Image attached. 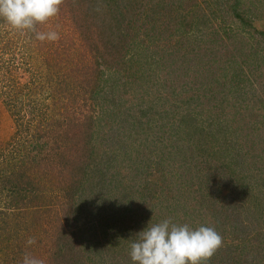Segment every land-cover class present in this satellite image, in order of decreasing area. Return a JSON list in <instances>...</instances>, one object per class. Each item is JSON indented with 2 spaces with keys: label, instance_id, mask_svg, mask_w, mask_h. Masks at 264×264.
<instances>
[{
  "label": "rangeland",
  "instance_id": "1",
  "mask_svg": "<svg viewBox=\"0 0 264 264\" xmlns=\"http://www.w3.org/2000/svg\"><path fill=\"white\" fill-rule=\"evenodd\" d=\"M80 1L65 0L70 7L62 5L58 16L39 26L41 31H58L60 39L55 42H41L33 33L22 34L0 18V264H22L25 253L42 259L44 264L60 261L57 241L62 226L78 231L82 256L86 257L82 264H133L130 244L137 234L149 223L166 218L194 229L200 225L214 227L223 237V247L213 255L216 259H210L213 264L221 260V264H264V142L260 139L264 125L259 132L255 130L248 145L238 144L241 156L230 153L232 145L238 143L235 131L210 140L212 144L205 132L194 133L200 140L198 150L208 145L204 154L215 151L212 164L227 169L226 174L208 170L207 176L198 177L199 183L197 177L185 179L175 173L164 198L154 199L152 193L138 189L141 180L137 178L148 160L161 152L164 133L174 128L173 124L167 128L166 123L180 122L186 111L197 114L204 104L219 101L227 89L222 71L231 78L233 70L247 62L235 79L242 77L240 92L246 97L245 105L253 108L243 109L242 115L239 106L231 111H237L250 129L255 124L248 114L255 120L264 114V45L257 51L259 46L261 49L257 37L264 30V0H240L242 19L225 9L227 0H118L122 6L117 11L127 13L134 26L129 33L127 57L135 56V67L143 65V72L141 79L125 86L121 80L118 83L116 73L107 70L106 80L93 98L81 86L86 85L82 66L94 64L96 56L101 55L91 46L99 35L93 28L89 33L93 38H84L82 27L87 18ZM182 35L189 43L182 50L172 51L173 40ZM188 47H193L190 56L197 55L193 61L198 64L197 77H202L195 81H204L205 85L191 82L190 68L184 69L190 77L185 74L183 78L166 64L167 56L180 54ZM58 73L71 78L72 99L55 98ZM209 85L212 89L206 91ZM186 89L193 99L186 96ZM35 107L48 117L38 115L32 110ZM89 117L97 124L98 152L95 156L87 153L92 166L79 172V158L85 152L79 149L82 142L77 135ZM70 119L77 120L79 126L72 125ZM22 121L43 126L39 128L45 146L37 152L39 162L34 167L29 147H19L18 140L31 133L26 140H32L36 129H25ZM228 128L234 130L230 123ZM133 136L139 144L132 141L131 152L126 143ZM244 136L241 131L240 140ZM117 147H121L123 156L119 157L118 149L114 151ZM22 153L27 156L22 168L29 177L34 175L37 184L34 191L38 195L27 204L31 212L24 209L28 207L25 204L19 208L11 205L12 196L3 186L5 176L20 165L16 163ZM118 160L116 170L112 165ZM227 160L232 162L229 167L225 165ZM204 164L206 169L209 165ZM202 180L208 181L207 197L201 194ZM172 194L180 204L169 200ZM33 205L39 208L33 209ZM71 205L77 208V218L66 220L64 213ZM114 220L117 228L122 226L118 231L104 229L103 222ZM109 234L114 235L113 242H108ZM29 238H35L36 243L28 245ZM230 245H245L244 254L239 247L241 254L228 258Z\"/></svg>",
  "mask_w": 264,
  "mask_h": 264
},
{
  "label": "trees",
  "instance_id": "2",
  "mask_svg": "<svg viewBox=\"0 0 264 264\" xmlns=\"http://www.w3.org/2000/svg\"><path fill=\"white\" fill-rule=\"evenodd\" d=\"M80 1L82 6H84V17L87 18V22L84 20L83 27L82 24L79 26L82 27V33L84 34V38L87 36V40H91L93 37L89 34L90 31L94 28L98 32L99 39L97 40L96 44H92L95 47L96 50L100 52L101 55L96 56V60L94 61V64L86 63V65L82 66L85 69V81L86 85H82V87H85L87 92L89 93L88 96L95 97L94 94L98 93L100 91V88L102 87V82H104L106 79L104 78V75L107 70H111V72L116 73L118 77V83L121 80L122 84H132L133 80L141 79V73L143 72L144 66L135 67L137 63H134L135 56L129 55L127 57L128 49H129V42L130 37L129 33L130 30L134 27L133 22L128 19V15L125 12L117 11L121 9V6L118 0H82ZM240 0H227L226 3H224L225 9H230L232 12H234V16L242 19V14L239 11V4ZM70 3H64V6H69ZM122 4V3H121ZM62 6V5H61ZM129 21V22H128ZM243 24V23H242ZM247 24V23H246ZM2 24H0L1 26ZM241 25V24H240ZM94 26V27H93ZM85 28V29H84ZM162 33H165V30H162ZM88 34V35H87ZM260 38L257 37V40L261 44L257 48V51L260 52L262 50L264 42L263 38L261 36H264V30H261ZM85 39V40H86ZM252 39V37L250 38ZM91 42V41H90ZM189 43V42H188ZM185 42L183 35L179 37L176 40H173V46L172 51H179L182 50L185 45L188 44ZM254 46V44H253ZM192 48H186L183 52H179L180 54H170L167 56V65L170 68V70H175L177 73L181 74L183 78L185 77V74L190 77V75L187 72H184L185 68H190V70L193 72V76L191 77V82H194L196 84L205 85L204 81H195V78L197 75H199V71L197 72L196 66L198 64L197 61H193V58H196L197 55L190 56L189 54L192 52ZM185 52H189L188 54ZM256 53V52H255ZM254 56L255 54L252 53ZM253 61V60H252ZM211 62V61H210ZM254 63V62H253ZM243 64H247L243 63ZM243 64H238L239 66L233 70L231 78L227 76L223 71L224 74V85L226 86V90L224 91L223 95L219 99L218 102L212 103L209 102L208 104H204L202 106V111L200 113L195 114L194 112H191V110L186 111L182 117L180 122L176 121L168 122L165 125H167V128H169L172 124L174 125L173 129L168 130L167 133H164L165 136L161 138V141L163 143V147L161 148V152H159L155 157H151L147 162V167H145V170H142L140 174L137 175V178L140 181L138 183V189H144L147 194L152 193L151 199L154 198H164L165 196V189L169 185L168 183L171 180V177L173 174L175 176H185V179L189 178H198L203 177L204 174H209L208 170L213 171L215 173H219L221 171H224L226 174V170L221 169L216 164H212V157L215 153V151H209L206 155L204 154L206 151V148L208 145H204L206 148H201L198 150L197 145H199L200 140L195 138L196 131L201 130L202 132H205L208 137L209 141L212 142L214 140H218L221 138L223 133L227 131H235L233 132L236 134L237 142L236 144H233L230 153H233L235 155L241 156V150L240 146L248 145L252 141L253 135H255V132H259L258 130H262V125H264V114L259 115L258 119H254L251 117V113L248 114V117L253 122L254 127L253 129H250L249 124L242 123V118L239 117V114L236 112H232L231 109H235L239 106L241 115L243 114V111L247 108L252 109V106H248V104L245 105V95L241 94L240 89V83L242 80V77L240 76L239 81L235 79V77L239 76L238 72L241 71L243 73L242 66ZM254 70V69H253ZM217 73L219 75L220 71L218 70ZM248 73V72H247ZM58 83L56 81V84L54 85L56 89L53 91L54 96L56 99H62L66 97L68 100V97L71 98V96H74V93H69L70 91V82L72 83L71 78L67 79L65 73H58ZM180 77V78H182ZM198 79H202L201 76L197 77ZM230 79V80H228ZM55 80V79H54ZM42 83V82H41ZM249 83V81H248ZM65 85V87L63 86ZM222 84V81H221ZM74 89H75V83ZM126 86V85H125ZM36 87V86H35ZM212 86L209 85L206 88V91H211ZM186 96H190L191 99L194 98L192 94L189 95L188 90L186 89ZM244 109V110H243ZM35 110L38 115H41L42 117H48L47 114H43L41 110H39L37 107L32 109ZM201 116V117H200ZM72 122V125L79 126L77 120L70 119ZM25 123V129H29L33 131V129H36L34 138L32 140H28L30 143H27L26 140L29 138V136L32 134H29L27 136L21 137L18 140V143L20 144L19 147L23 148V146L29 147L28 151L32 153V156L30 157L31 164L36 166V164L39 162L37 160L38 153L42 152V148H44L45 144L41 142L42 140V132L39 127H43L41 124L39 126L32 125L31 121H22ZM236 122V123H235ZM229 123L231 126H233V129L228 128ZM83 128L80 129L79 135L81 145L79 146V149H82L85 153L84 156L80 155L79 162L80 169L79 172H83L86 170V168L91 165V163H88L87 160V153L88 155L91 154L92 156L97 154L98 150L95 149V143H96V132L98 131V128H96L97 124L93 120L92 117H89L85 120V123H83ZM145 129H147L146 124ZM100 126V125H99ZM249 126V127H248ZM256 130V131H255ZM241 131L245 134L244 138L240 140V133ZM33 135V134H32ZM83 137H82V136ZM74 136V135H73ZM134 138L130 139V142H127L126 144L129 147V150L131 152L134 150V147L132 146V141L136 144H139L138 141L135 139L136 136H133ZM206 137V136H205ZM248 137V138H246ZM264 140V135L262 136ZM250 139V141L248 140ZM261 139V143L264 141ZM210 141V142H211ZM211 142V144H212ZM249 142V143H248ZM27 143V144H26ZM248 143V144H247ZM30 145V146H29ZM127 147V148H128ZM78 149V148H77ZM118 149L119 157L123 156V152L121 153V147H117L114 151L116 152ZM40 150V152H38ZM228 150V148H227ZM38 152V153H37ZM152 152V151H151ZM219 152V151H218ZM86 155V156H85ZM81 156L84 159H81ZM20 160L16 163L15 170H12V172L9 173V175L5 176L4 180V188L8 189L9 195H11L10 204L16 205L17 208L22 207L23 204L26 206L27 204H30V200L32 198L37 197L38 193L34 190L37 188L36 179L33 176L27 175V173L23 170V165L25 164L27 160V156L22 153L19 155ZM14 158V157H12ZM9 158L14 161V159ZM210 158V159H208ZM81 159V161H80ZM75 160V159H74ZM210 160V161H209ZM219 159L218 161H220ZM223 160V159H222ZM262 160V159H261ZM192 161L195 162L194 165L192 164ZM119 160L117 163H113L112 166L116 170H118L117 165H119ZM209 165L205 169V164ZM220 163V162H219ZM232 162L230 160H227L225 162L226 166H230ZM92 166V165H91ZM185 169V170H184ZM181 170V171H180ZM176 171H180L181 174H177ZM119 172V171H118ZM121 174V172H119ZM170 174V175H169ZM206 174V176H207ZM200 175V176H199ZM28 177V178H26ZM199 181V178H198ZM79 182V181H78ZM207 182L202 180V183L204 184L203 189L201 191V194L204 197L208 196V193L206 192L207 188ZM162 183V184H160ZM200 183V181H199ZM120 187L126 189L128 186L121 185ZM261 189H264V183L261 186ZM31 192L32 194L28 195V193ZM124 197L128 196V199L131 201L130 195L128 193H123ZM73 196L72 194H70ZM74 195L76 193L74 192ZM177 200L180 204V201L175 197V195L172 194V198L169 200ZM28 200V201H26ZM16 202V203H14ZM28 206V205H27ZM34 206V205H33ZM31 206L25 207L24 209H28L31 212L30 209ZM37 209L38 206H34ZM152 207V206H151ZM39 208V207H38ZM163 208V206H162ZM23 209V210H24ZM21 210V208L19 209ZM77 212V208L74 205H71L68 207L64 213L66 220H74L77 218V216H74V214ZM117 220H114V223H102L104 229L107 231H118L119 228H117ZM183 224V223H181ZM75 225L74 223L71 225V228ZM116 226V227H115ZM61 233L58 237V247L59 250L57 251V255L60 258V261L56 260L55 264H82L84 260L86 261V257L82 256L83 248H81V245L83 242L78 241V235L77 230L69 231L65 226H62L60 229ZM107 235V234H106ZM110 237L108 239V242H113V236L112 234H109ZM107 237V236H106ZM112 244V243H111ZM244 246L242 247L239 245H230L229 250L231 251L227 253V257H231L234 253L241 254L239 247H241L242 254H244ZM228 254H230L228 256ZM216 259L214 256L212 257ZM220 260V259H218ZM8 261H11L8 259ZM223 263L222 260L219 262V264ZM208 264H213L211 261L208 262Z\"/></svg>",
  "mask_w": 264,
  "mask_h": 264
},
{
  "label": "clouds",
  "instance_id": "3",
  "mask_svg": "<svg viewBox=\"0 0 264 264\" xmlns=\"http://www.w3.org/2000/svg\"><path fill=\"white\" fill-rule=\"evenodd\" d=\"M63 3L64 0H0V18L22 34L33 33L41 42H55L60 39L59 32L41 31L39 26L58 16ZM35 243V238L27 240L28 245ZM221 247L223 237L214 227L200 225L194 229L166 218L140 231L130 244L129 255L133 264H208ZM22 264L44 261L25 253Z\"/></svg>",
  "mask_w": 264,
  "mask_h": 264
}]
</instances>
